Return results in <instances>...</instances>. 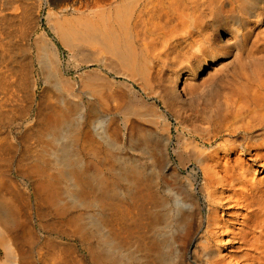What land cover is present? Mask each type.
I'll return each mask as SVG.
<instances>
[{"label":"bare ground","instance_id":"6f19581e","mask_svg":"<svg viewBox=\"0 0 264 264\" xmlns=\"http://www.w3.org/2000/svg\"><path fill=\"white\" fill-rule=\"evenodd\" d=\"M0 264H264V0H0Z\"/></svg>","mask_w":264,"mask_h":264},{"label":"rangeland","instance_id":"374dc122","mask_svg":"<svg viewBox=\"0 0 264 264\" xmlns=\"http://www.w3.org/2000/svg\"><path fill=\"white\" fill-rule=\"evenodd\" d=\"M1 254H2V252L0 251V255H1ZM184 262H185L186 264H195V263L193 262V260H192L189 256H186Z\"/></svg>","mask_w":264,"mask_h":264}]
</instances>
